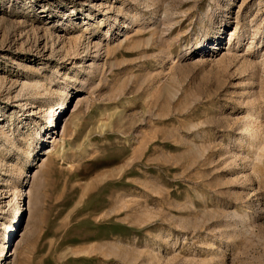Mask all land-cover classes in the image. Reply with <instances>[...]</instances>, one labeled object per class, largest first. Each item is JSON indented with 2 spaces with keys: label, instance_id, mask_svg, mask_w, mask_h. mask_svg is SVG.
<instances>
[{
  "label": "rangeland",
  "instance_id": "rangeland-1",
  "mask_svg": "<svg viewBox=\"0 0 264 264\" xmlns=\"http://www.w3.org/2000/svg\"><path fill=\"white\" fill-rule=\"evenodd\" d=\"M0 264H264V0H0Z\"/></svg>",
  "mask_w": 264,
  "mask_h": 264
},
{
  "label": "bare ground",
  "instance_id": "bare-ground-1",
  "mask_svg": "<svg viewBox=\"0 0 264 264\" xmlns=\"http://www.w3.org/2000/svg\"><path fill=\"white\" fill-rule=\"evenodd\" d=\"M5 247V246H4Z\"/></svg>",
  "mask_w": 264,
  "mask_h": 264
}]
</instances>
